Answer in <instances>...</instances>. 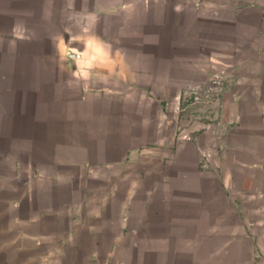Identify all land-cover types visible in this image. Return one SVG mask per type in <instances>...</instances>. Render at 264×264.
<instances>
[{
    "label": "crops",
    "instance_id": "crops-1",
    "mask_svg": "<svg viewBox=\"0 0 264 264\" xmlns=\"http://www.w3.org/2000/svg\"><path fill=\"white\" fill-rule=\"evenodd\" d=\"M220 6L232 14L218 42L234 46L213 59L220 95L208 106L219 114L200 134L174 130L179 98L163 89L160 56L118 49L93 29L96 11L74 27L49 20L54 31L11 49L62 61L42 69L45 139L65 160L50 166L74 174L68 197L42 184L49 201L31 206L27 230L13 220L0 231V264H264V3L244 21ZM46 219L54 227L39 229Z\"/></svg>",
    "mask_w": 264,
    "mask_h": 264
},
{
    "label": "rangeland",
    "instance_id": "rangeland-1",
    "mask_svg": "<svg viewBox=\"0 0 264 264\" xmlns=\"http://www.w3.org/2000/svg\"><path fill=\"white\" fill-rule=\"evenodd\" d=\"M222 3L231 4L244 21L249 5L264 0H0V47L4 49V54H0L1 232L10 233L12 225L16 227L13 220L23 222L20 231L28 229L25 219L31 206L36 203L38 208V203L49 201L39 197L43 196L42 184L49 180H55L57 197L72 195L65 181L74 174L64 170L59 176V164L50 166L53 159H62L63 163L65 160L59 150L52 152L53 147L45 139L48 123L46 107L42 106L46 83L42 69L61 65L62 61L51 54H10L11 49L23 52V48L33 45L35 36H42L44 30L54 31L49 20L74 27L75 16L85 22L90 18L87 12L96 11L94 19L98 23L93 29L105 39H116L118 49L126 54L140 51L147 54L146 61L155 54L160 56L157 61L163 68L162 76L159 75L163 89L168 95L169 90L174 91V101L179 98L178 105L174 104V130L187 132L190 127L189 132L200 134L208 127L209 115L214 120L219 114L216 105L208 106L209 100L220 95V74L213 59L234 46L217 39L219 22L226 19V14H232L231 9L220 8ZM121 4L128 5L126 13L104 12L120 9ZM29 36L32 40L28 43ZM242 47L238 52L247 51ZM12 87L15 92H11ZM243 95L250 93L243 91ZM168 103L169 100L163 102L166 114L170 112ZM38 227L50 229L54 223L46 219Z\"/></svg>",
    "mask_w": 264,
    "mask_h": 264
}]
</instances>
